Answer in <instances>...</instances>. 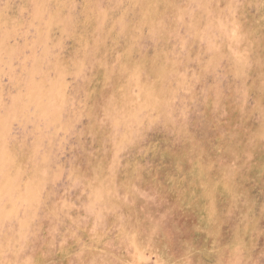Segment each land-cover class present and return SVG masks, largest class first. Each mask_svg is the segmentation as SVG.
<instances>
[{
  "label": "rangeland",
  "instance_id": "rangeland-1",
  "mask_svg": "<svg viewBox=\"0 0 264 264\" xmlns=\"http://www.w3.org/2000/svg\"><path fill=\"white\" fill-rule=\"evenodd\" d=\"M0 264H264V0H0Z\"/></svg>",
  "mask_w": 264,
  "mask_h": 264
}]
</instances>
